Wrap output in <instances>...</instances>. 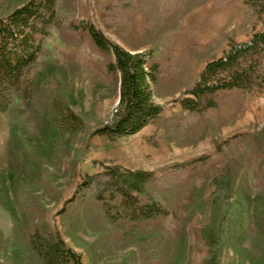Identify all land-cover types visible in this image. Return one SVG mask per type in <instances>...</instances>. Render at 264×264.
Wrapping results in <instances>:
<instances>
[{
  "label": "rangeland",
  "instance_id": "374dc122",
  "mask_svg": "<svg viewBox=\"0 0 264 264\" xmlns=\"http://www.w3.org/2000/svg\"><path fill=\"white\" fill-rule=\"evenodd\" d=\"M25 1L4 0L0 17ZM151 1L160 3L155 15ZM177 1L58 0L62 24L33 69L32 101L0 112V264H44L27 236L32 220L58 232L84 264H264V53L262 85L222 90L219 105L200 115L179 99L231 38L247 39L264 18L245 0ZM82 20L157 64L152 94L161 113L135 134L104 130L119 83L106 72L112 56L70 27ZM63 94L84 124L56 154L48 104ZM104 163L153 171L147 187L169 215L114 223L100 201L76 194Z\"/></svg>",
  "mask_w": 264,
  "mask_h": 264
},
{
  "label": "trees",
  "instance_id": "16d2710c",
  "mask_svg": "<svg viewBox=\"0 0 264 264\" xmlns=\"http://www.w3.org/2000/svg\"><path fill=\"white\" fill-rule=\"evenodd\" d=\"M3 1L0 0V6ZM182 1L185 0L175 3ZM209 1L190 0V5L201 6ZM217 2L224 4V0ZM245 2L258 17L264 18V0ZM57 4L58 0H27L0 17V112L10 111L18 101H32L36 85L33 69L41 57L50 56L46 39L54 27L62 24ZM149 9V15L159 13L160 3L155 1ZM70 27L75 32H87L99 51L112 56L105 67L108 76L119 83V101L113 123L104 130L112 136L132 135L156 119L162 106L153 99L157 64L151 65L150 54L125 48L91 20L73 22ZM263 53L264 25L247 39L231 38L224 52L207 62L195 82L179 96L182 107L200 115L219 105L222 90H249L262 85ZM48 106L49 148L56 154H65L74 134L83 128V117L71 107L64 94L51 97ZM155 177L151 170L104 163L100 170L82 177L76 194L100 201L114 223L155 219L170 213L164 200L147 187ZM41 228L32 220L27 236L32 250L44 264H84L81 254L68 246L58 232Z\"/></svg>",
  "mask_w": 264,
  "mask_h": 264
}]
</instances>
